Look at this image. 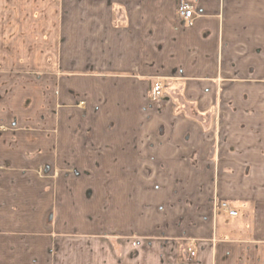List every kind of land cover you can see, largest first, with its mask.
I'll list each match as a JSON object with an SVG mask.
<instances>
[{"label": "crops", "instance_id": "crops-1", "mask_svg": "<svg viewBox=\"0 0 264 264\" xmlns=\"http://www.w3.org/2000/svg\"><path fill=\"white\" fill-rule=\"evenodd\" d=\"M187 1L0 0V264H264V0Z\"/></svg>", "mask_w": 264, "mask_h": 264}, {"label": "built area", "instance_id": "built-area-1", "mask_svg": "<svg viewBox=\"0 0 264 264\" xmlns=\"http://www.w3.org/2000/svg\"><path fill=\"white\" fill-rule=\"evenodd\" d=\"M195 9L191 3L186 0H180L177 7V18L182 26H192L194 22ZM164 95V86L161 82L156 81L151 88L152 99H161ZM217 209L225 211L230 215H236V212L230 208L227 201H220L217 205ZM195 245L193 241L187 244V254L190 258L195 255Z\"/></svg>", "mask_w": 264, "mask_h": 264}, {"label": "rangeland", "instance_id": "rangeland-1", "mask_svg": "<svg viewBox=\"0 0 264 264\" xmlns=\"http://www.w3.org/2000/svg\"><path fill=\"white\" fill-rule=\"evenodd\" d=\"M180 1V0H179ZM187 1V0H186ZM53 4H55V6H61V5H67V7L68 6H71V5H73L74 6V4H75V0H54V3ZM116 21L118 22V21H122V15H120V17L119 18H117L116 19ZM105 235H110L111 236V234H106V233H103V236H105ZM111 238H113L114 240H113V242L114 243H112V245H113V247L116 249V252L118 251V249H122V244L121 243H119L118 241H117V239H116V237H109L108 236V240H110L111 241Z\"/></svg>", "mask_w": 264, "mask_h": 264}]
</instances>
